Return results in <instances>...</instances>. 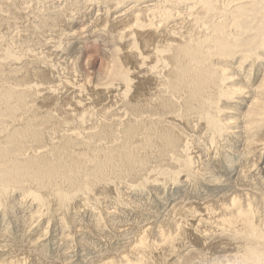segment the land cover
I'll list each match as a JSON object with an SVG mask.
<instances>
[{"label": "bare ground", "instance_id": "obj_1", "mask_svg": "<svg viewBox=\"0 0 264 264\" xmlns=\"http://www.w3.org/2000/svg\"><path fill=\"white\" fill-rule=\"evenodd\" d=\"M123 1L101 0L96 10L108 16ZM14 2L0 6L25 25ZM129 3L100 25L122 38L113 49L119 62L93 80L67 73L70 113L18 123L0 110V212L20 220L34 256L46 253L0 238V264H77L76 248L86 250L81 264H191V249L204 253L195 255L200 264H264V0ZM131 31L141 46L127 41ZM46 83L33 92L42 95ZM13 91L0 98H16L17 116L22 96ZM121 111L141 115L140 125ZM152 123L158 130L147 135ZM144 143L155 165L141 163ZM58 235L63 249H49Z\"/></svg>", "mask_w": 264, "mask_h": 264}, {"label": "rangeland", "instance_id": "obj_2", "mask_svg": "<svg viewBox=\"0 0 264 264\" xmlns=\"http://www.w3.org/2000/svg\"><path fill=\"white\" fill-rule=\"evenodd\" d=\"M14 1L15 6L13 8L15 10L22 9V23L25 25L18 24L19 22L14 20L13 16H9L6 8L0 6V13L3 16L5 15L6 18L0 21V93L6 88L17 90L18 92H13L22 96V105L21 108H19V113L15 116L13 110L17 107L15 102L16 98L11 100L8 105H5L0 98V110L2 109L4 113H11L13 120L17 119L18 123L24 119L28 121L31 118L40 117L42 114L50 112V110L57 112L60 109L61 113L67 114L65 111H61V109L66 110L68 107H71V102L66 100L68 97V95H66L67 84L65 83L67 73L82 71L83 74L88 75L89 79L93 80L101 74L105 75L107 71L106 66L109 61L111 63L119 62V56L113 49L120 47L122 38L116 39L110 36V33H106L108 28L106 24L104 26H100L102 25L101 23H103L101 21L108 18L107 22L109 23L113 17L117 18L118 15L127 11V5L130 4L129 2H131V6L135 5V0H124L120 4L114 5L113 10L111 12L108 11V16L105 14L103 6L99 7L100 9L98 12L96 10L101 0ZM136 7L140 6L138 5ZM138 9L141 11V8ZM135 11L137 12V10ZM262 11L264 14V10ZM113 13L116 14L110 17ZM130 33V39L127 41L132 42L134 40H138L137 44L138 46H141L139 39L134 36L135 32L131 31ZM237 35L239 36V39H243L246 34L245 31L239 29L237 31ZM1 48H3L4 51H1ZM4 54H8L9 57L7 59H3ZM62 58L63 61H65L64 63H61ZM67 60H69V62ZM37 64L40 65L41 68H33V65L36 67ZM125 68L126 65L125 67H122V70ZM41 78H44L48 82L44 85V92L42 95L41 93L43 90L39 93L33 92L34 88L40 89L39 81ZM77 78L80 80L84 79L83 75ZM72 89H75V87ZM54 97L57 104L48 108L47 103L53 100ZM86 97L92 99V96ZM111 109L110 111L112 112L113 110ZM66 111L70 113V110ZM121 113L126 116V119H130L138 126L140 125L139 118L141 115L131 116L123 111H121ZM140 120H142V118H140ZM4 123L8 124L9 120L5 118ZM15 124L17 125V123ZM143 129L146 131L147 127H144ZM7 130L8 133H11L13 125H9ZM157 130L158 127L152 123L147 135H149V133H155ZM150 136L156 137L157 134ZM229 143L232 144L233 142L230 140ZM145 145L146 143H144V145H140L141 149L139 159L142 164L149 166L155 165V162L157 161L155 155L156 151L155 149L148 148ZM223 148L224 147L220 148V156H224V153L226 155V148ZM208 159L209 158H207V160ZM208 161H210V159ZM223 165L218 166L221 178L225 175ZM222 171H224V173ZM183 179L184 177L182 180ZM165 192L168 193L171 192V190L166 189ZM126 196L127 198L131 197L130 199L132 201H136L135 195L132 193H129V195L127 193ZM3 213H7L6 220L4 215H2ZM0 217V238L2 241L6 244L10 243L9 245H16V247H19L30 254H32V251L34 253V250H32L33 247L27 239V234L20 230L22 227L18 224L20 220L10 219L11 212L8 208H5L2 212H0ZM53 222V225L51 224L49 228V233L53 230V227H55L57 235L60 232V226L57 223L58 221L54 220ZM5 223L6 225H4ZM133 223L134 222H132V224ZM89 224L91 225V223ZM3 225L5 226L4 228ZM123 225H126V223ZM1 233L4 235L2 236ZM59 237L60 236L58 235L53 240L54 243L52 246L49 245V249H63V244L61 240L59 242ZM115 237L118 238V235L115 234ZM80 239L81 238L77 237V241L80 243L86 241V239L79 241ZM55 241L56 243L58 242L59 245H56ZM99 250L100 249H97V251ZM191 250H193V252H197L196 254L191 253L192 256L194 255V257H192L193 260L191 261V264H200V260L196 257H202L204 253L197 249ZM76 252L77 255L74 256L72 262L79 264V261L82 260L83 263H86V255V258H79L81 254H86V250L83 251L80 248H76L75 253ZM50 253L53 252H49L47 255H50ZM45 254H38L36 256L32 255L34 257H45ZM62 255L63 254L60 253L58 254L59 257L56 258L57 260L59 259L58 262H63L64 257ZM5 256V254L1 255V257ZM47 257L51 261L56 260L51 258L54 257V255ZM78 259L79 261H77ZM173 260L174 258H172V261ZM62 264L66 263L63 262Z\"/></svg>", "mask_w": 264, "mask_h": 264}]
</instances>
